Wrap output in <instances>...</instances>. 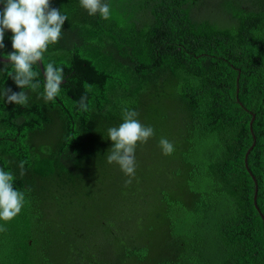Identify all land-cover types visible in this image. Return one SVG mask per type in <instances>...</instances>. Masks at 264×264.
Listing matches in <instances>:
<instances>
[{
    "label": "trees",
    "instance_id": "1",
    "mask_svg": "<svg viewBox=\"0 0 264 264\" xmlns=\"http://www.w3.org/2000/svg\"><path fill=\"white\" fill-rule=\"evenodd\" d=\"M26 51L45 73L0 61V264H264V0H0V56ZM128 154L158 207L87 233L66 207Z\"/></svg>",
    "mask_w": 264,
    "mask_h": 264
},
{
    "label": "rangeland",
    "instance_id": "2",
    "mask_svg": "<svg viewBox=\"0 0 264 264\" xmlns=\"http://www.w3.org/2000/svg\"><path fill=\"white\" fill-rule=\"evenodd\" d=\"M171 130L169 129V134L171 133ZM162 133L163 132H156L152 134L149 129L145 133H142V140L144 143L141 148V150H143L142 156L145 153V155L155 158L156 153L160 152L158 150L151 151L145 147V145H155L158 149L160 147H166L168 135H161ZM139 156V154L135 156L129 154L125 155L123 157V159L126 160L124 166H114L110 171V175L105 177V184L97 189L98 193H94L96 197L91 203L86 204V210H83L82 204L79 203H76L71 207H66L67 210L79 209L84 212L83 225L86 227L87 233L94 232V227L97 225L99 219H103V221L104 219H111L117 211H125L127 213L134 211L132 205L141 204L142 207L138 209L146 211H151L158 207V187L155 184H151L153 186H150L147 194H143L144 197L139 195L137 198H132L130 196L131 191L139 187L140 177H138V175L141 173L140 168L145 165V162L147 163V161L141 160L138 164L141 165V167L138 166L137 169L134 168L133 162L136 164V158H139ZM160 166L161 164L159 162H156L153 165L151 161L148 173L149 180H153V178L157 176ZM134 201H137V203H134ZM97 236L98 234L96 235L94 233V239H96ZM63 251L65 252L66 250L63 249ZM56 257L57 256H55V261L52 260L55 264H66V261L68 260V257L63 252L61 253V257ZM56 259L58 262H56Z\"/></svg>",
    "mask_w": 264,
    "mask_h": 264
},
{
    "label": "water",
    "instance_id": "3",
    "mask_svg": "<svg viewBox=\"0 0 264 264\" xmlns=\"http://www.w3.org/2000/svg\"><path fill=\"white\" fill-rule=\"evenodd\" d=\"M24 55H31V56H34L38 59V61L40 62L41 64V67H42V70L43 72L45 73L44 71V67H43V64H42V59L36 54V53H33V52H29V51H26V52H21L13 57H10V58H5V57H2L0 56V61H4V62H11V61H14L16 59H18L19 57L21 56H24ZM256 143H254L250 149L248 150L247 154H246V165H247V168H248V156H249V153L250 151L253 149V147L255 146ZM249 172L252 174L251 170L248 168ZM254 180L256 181V177L252 174ZM257 192H258V189L256 190V195H255V203H256V206L258 208V205H257ZM260 211V210H259ZM263 219H264V214L260 211Z\"/></svg>",
    "mask_w": 264,
    "mask_h": 264
}]
</instances>
